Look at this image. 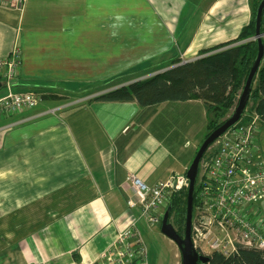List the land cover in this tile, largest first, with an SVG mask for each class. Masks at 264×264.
Wrapping results in <instances>:
<instances>
[{"label": "crops", "instance_id": "1", "mask_svg": "<svg viewBox=\"0 0 264 264\" xmlns=\"http://www.w3.org/2000/svg\"><path fill=\"white\" fill-rule=\"evenodd\" d=\"M252 13V0H0V59L20 47L14 90L42 97L0 118V264H96L132 219L133 175L186 176L206 136L192 135L201 101L97 98L239 39ZM255 142L264 160V124Z\"/></svg>", "mask_w": 264, "mask_h": 264}, {"label": "built area", "instance_id": "2", "mask_svg": "<svg viewBox=\"0 0 264 264\" xmlns=\"http://www.w3.org/2000/svg\"><path fill=\"white\" fill-rule=\"evenodd\" d=\"M6 1L18 10L25 4V0ZM22 66L23 52L18 46L9 57L0 59V82L6 90L0 98V118L35 109L41 101L36 93L14 90ZM240 122L208 149L200 163L192 242L204 257L214 252L233 256L240 246L264 250V219L259 213L264 202V160L255 142L259 117L253 114L249 122ZM130 183L132 196L127 206L132 219L117 230L114 243L99 264H150L141 222L161 224L174 194L188 186L185 175L172 176L152 187L133 175Z\"/></svg>", "mask_w": 264, "mask_h": 264}, {"label": "trees", "instance_id": "3", "mask_svg": "<svg viewBox=\"0 0 264 264\" xmlns=\"http://www.w3.org/2000/svg\"><path fill=\"white\" fill-rule=\"evenodd\" d=\"M262 0H252V19L239 39L204 50L200 58L181 64L155 76L137 81L130 86L119 88L101 95L97 100L109 103L135 102L142 107H150L166 102L201 101L211 115L207 124L208 132L203 141L217 130L239 103L251 67L257 57L258 44L255 37L256 13ZM264 33V14L262 19ZM264 42V39H263ZM258 115L264 124V60L257 74L250 101L241 123ZM203 143V142H202ZM188 186H183L174 194L169 215V223L179 236H185ZM195 192L194 206L197 203ZM99 264V263H96ZM200 264H264V250L239 247L233 256L211 253L206 263Z\"/></svg>", "mask_w": 264, "mask_h": 264}, {"label": "water", "instance_id": "4", "mask_svg": "<svg viewBox=\"0 0 264 264\" xmlns=\"http://www.w3.org/2000/svg\"><path fill=\"white\" fill-rule=\"evenodd\" d=\"M264 14V0L258 6L256 13V31H255V40L258 44V53L257 57L251 67L250 73L248 75L246 84L241 93L239 103L237 107L233 110V112L229 115V117L224 121V123L214 132H212L201 144L199 147L197 154L192 161L186 172V178L188 180V205H187V218H186V230L185 236L181 237L176 232L175 228L172 224L169 223V208L165 213L162 223V233L169 238L173 243L177 245L181 253L182 264H200L206 263L207 257L201 256L195 250L193 242H192V219H193V210H194V198L196 192V183L199 174V167L202 159L204 158L208 149L221 137L223 136L229 129L237 125L243 118L245 112L247 111V107L250 101L251 93L253 91L254 83L257 78V74L262 66L264 60V33H262V19ZM187 62H182L179 65L185 64ZM176 66H173V69ZM167 69V70H169ZM166 70V71H167ZM165 72V71H164ZM2 85L0 84V88Z\"/></svg>", "mask_w": 264, "mask_h": 264}, {"label": "rangeland", "instance_id": "5", "mask_svg": "<svg viewBox=\"0 0 264 264\" xmlns=\"http://www.w3.org/2000/svg\"><path fill=\"white\" fill-rule=\"evenodd\" d=\"M139 75L140 73L136 74V76H121V81H120L121 84L120 85L118 84V86L114 88L119 89L126 86H130L137 81H141L143 79L151 77V76H144L146 77L144 78L143 76H139ZM210 118L211 115L207 112L205 116L206 126H204V128L202 129V125L199 124L197 128L193 130L192 135L194 139L196 138L199 139L202 136L203 132L205 133V135L207 134L208 132L207 124ZM162 223L159 224L158 226H147L144 222H141V229L143 231L144 237L146 239V243L149 248L150 264H182L181 253L179 251V248L175 243H173L169 238H167L162 233Z\"/></svg>", "mask_w": 264, "mask_h": 264}, {"label": "flooded vegetation", "instance_id": "6", "mask_svg": "<svg viewBox=\"0 0 264 264\" xmlns=\"http://www.w3.org/2000/svg\"><path fill=\"white\" fill-rule=\"evenodd\" d=\"M180 251V250H179Z\"/></svg>", "mask_w": 264, "mask_h": 264}]
</instances>
